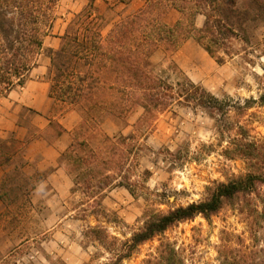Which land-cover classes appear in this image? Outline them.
I'll use <instances>...</instances> for the list:
<instances>
[{"label": "rangeland", "instance_id": "374dc122", "mask_svg": "<svg viewBox=\"0 0 264 264\" xmlns=\"http://www.w3.org/2000/svg\"><path fill=\"white\" fill-rule=\"evenodd\" d=\"M132 1L61 0L45 49L58 50L62 37L76 31L78 18L91 10L99 19L102 34L107 35L116 23L139 11H135L139 2L145 4L140 0L129 7ZM180 18L181 14L173 11L167 22L173 25ZM201 20L205 22L204 17ZM232 48L234 56L222 66L194 39L175 54L158 50L152 62L156 73L174 87L191 80L220 100L231 99L237 104L259 100L264 94V27L253 33L250 45L233 40ZM50 69L51 60L44 53L26 85L0 101V148L19 150L9 165L0 168V264H106L112 259L107 250L111 242H125L142 229L149 208L167 213L198 203L207 198L209 186L247 173L244 161L223 156L227 143L220 142L216 123L206 112L174 106L140 136L143 152L126 172L143 189L134 196L125 188H116L104 199L105 216L85 215L90 206L81 192H73L74 175L63 154L75 142L85 141L89 148L106 152L108 139L137 134L136 124L144 110L138 108L125 118L109 111L88 116V104L71 106L54 100L50 111L38 113L22 98L28 90L38 94L45 84L50 93ZM72 110L81 119L69 133L70 146L57 165L38 170L35 163L27 161L28 145L36 140L57 143L65 133L60 121ZM231 116L237 121L235 111ZM245 119H251L255 133L264 137V107L253 105ZM57 170L61 172L54 180L44 184ZM93 228L102 229L101 236L109 237L108 244L93 237ZM222 230L242 234L245 225L230 208L210 220L198 216L143 245L123 264H143L164 239L186 250L189 264H219Z\"/></svg>", "mask_w": 264, "mask_h": 264}, {"label": "trees", "instance_id": "16d2710c", "mask_svg": "<svg viewBox=\"0 0 264 264\" xmlns=\"http://www.w3.org/2000/svg\"><path fill=\"white\" fill-rule=\"evenodd\" d=\"M119 1L128 4L132 0ZM60 2L0 0V101L26 85L47 53L51 99L71 106L88 104V116L109 111L125 118L138 108L144 110L136 124L137 134L108 139L106 152L89 148L85 141L75 142L63 154L74 175L73 192H81L90 206L85 215L105 216L104 199L116 188H125L134 196L143 189L126 172L143 152L140 136L174 106L206 112L216 123L220 142L227 143L223 156L246 164L245 175L209 186L203 201L167 213L149 208L142 229L125 242H111L107 250L112 259L106 264H123L140 247L171 229L198 216L210 220L227 208L237 214L245 232L221 231L219 264H264V137L255 133L251 119H245L253 105L264 107V94L259 100L237 104L218 99L191 80L174 87L156 73L152 62L158 50L175 54L194 39L218 65H225L234 56L233 40L250 45L253 33L264 27V0H145L138 12L116 23L107 35L102 34L91 10L78 18L76 31L62 37L58 50H46ZM173 11L181 18L171 25L167 18ZM198 16L205 18L202 28L196 27ZM18 153L10 147L0 148V168ZM91 233L108 244L102 229L93 228ZM187 257L186 250L164 239L143 264H189Z\"/></svg>", "mask_w": 264, "mask_h": 264}, {"label": "crops", "instance_id": "0c3cea01", "mask_svg": "<svg viewBox=\"0 0 264 264\" xmlns=\"http://www.w3.org/2000/svg\"><path fill=\"white\" fill-rule=\"evenodd\" d=\"M139 1L140 0H133L129 7H132ZM144 2L145 1H143V3ZM137 5L139 8H135V11L140 10L144 4H140L139 2ZM201 17L203 16H198L196 19L195 24L197 28L203 27L204 23L202 22ZM42 87V91L38 94H31L28 90L26 94L23 95L22 99L26 102L25 104H30L29 107L31 109H34L38 113L45 114L51 110L55 101L49 96V87L46 84ZM38 104H40V107H38ZM80 119L81 118L76 111L72 110L67 112L60 121L65 133L60 137L57 143L51 144L45 140H36L31 142L26 150L27 161L35 163L37 169L40 171L47 170L50 167L57 165L62 152H64L71 144V137L69 133L78 126ZM49 124L50 121H48V125L45 126L43 130L47 129ZM60 172L61 170H57L44 184L52 182ZM42 186L43 185H41V187Z\"/></svg>", "mask_w": 264, "mask_h": 264}]
</instances>
